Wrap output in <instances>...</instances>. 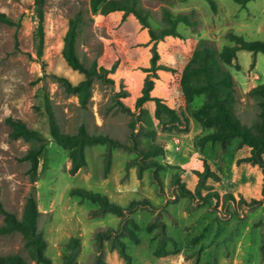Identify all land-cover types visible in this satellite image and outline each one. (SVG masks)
<instances>
[{
  "label": "rangeland",
  "instance_id": "374dc122",
  "mask_svg": "<svg viewBox=\"0 0 264 264\" xmlns=\"http://www.w3.org/2000/svg\"><path fill=\"white\" fill-rule=\"evenodd\" d=\"M215 2L217 12L207 0H45L44 69L34 39L35 0H0V12L19 23L16 28L0 22V202L21 219L28 197L35 196L38 229L53 264H68V257L77 264H127L111 240L104 242L103 251L98 249L96 235L108 228L115 236L125 235L122 240L134 264H264L262 170L242 160L250 148L240 147L239 140L227 148L218 142L200 145L212 130L205 131L190 112L203 105L205 96L189 106L180 83L202 39L212 43L218 56L231 44L229 32L264 42V0L245 7L234 0ZM117 5H132L149 25L131 12L115 10ZM78 13L84 19L76 42L79 58L88 67L97 63L108 71L93 78L86 108L55 77L65 76L73 84L84 79L62 53L69 20ZM169 14L186 15L194 24L180 22V36L160 37L172 27ZM154 48L161 69L150 72L155 82L151 95L161 102L150 100L136 108ZM223 67L234 79L236 115L252 126L259 108L248 93L264 82V54L240 50ZM49 108L63 133L75 134L84 125L92 135H107L131 148L88 147L87 165L71 175L68 151L49 134ZM8 117L21 119L50 140L35 181L28 172L30 163L21 161L34 143L12 140ZM135 147L161 148L155 159L165 168L158 174L153 168L141 170ZM77 188L106 195L125 208L145 199L150 205L119 217L72 195ZM254 200L260 202L251 205ZM127 228L136 232L137 241L130 239ZM73 238L80 241L76 250L66 248ZM161 245L168 255L157 253ZM15 254L36 264L22 234L0 235V255Z\"/></svg>",
  "mask_w": 264,
  "mask_h": 264
},
{
  "label": "trees",
  "instance_id": "16d2710c",
  "mask_svg": "<svg viewBox=\"0 0 264 264\" xmlns=\"http://www.w3.org/2000/svg\"><path fill=\"white\" fill-rule=\"evenodd\" d=\"M214 12H217V4L215 0H207ZM240 6L245 7L248 3L254 0H234ZM45 0H35V14L38 21V26L35 32V45L37 49L38 58L41 60L42 66L45 69V63L42 60L44 56L45 44ZM117 11H127L134 14L146 26L149 25L146 16H144L138 9L132 5H117ZM169 20L172 25L170 29L162 30L160 37L165 35L180 36L177 32V25L180 22H185L188 25L194 24L186 15L180 14L172 18L169 14ZM0 22L11 27L18 28L19 23L14 21L5 13L0 12ZM84 22L83 16L78 13L69 20L68 30L64 37L63 43V57L68 65L74 70L81 72L84 79L78 84H73L67 77L55 75L56 79L65 87V89L79 97L82 107L86 108L91 97V87L94 77L104 76L108 71L103 67H98L97 63L92 66H86L79 58L76 50L77 38L80 34V27ZM154 37V34L152 33ZM227 39L231 44L223 47L219 56L212 43L206 39L199 42L197 49L187 65L181 72L180 83L182 93L186 102L190 106L196 97L204 95V103L199 108H193L190 112V118L198 121L205 131L212 130L206 134L201 140L200 145L207 142L220 143L223 148H227L233 140H239L240 147H249L250 155L243 161H248L253 165L261 168L264 175V82L253 87L249 91V95L257 100L259 114L258 121L252 126L244 124L236 115V87L232 74L224 69L223 64H231L236 59L237 53L240 50H246L253 54H264V42L262 41H248L242 36L229 32ZM160 59L159 53L154 48V55L152 57V66L147 68V78L142 90V95L136 101V108H140L150 100L161 102V99L154 98L151 95L154 89V80L150 72H156L161 67L158 65ZM122 96H125L124 94ZM120 108L126 112L131 113V109L120 103ZM171 112H174L170 110ZM49 134L51 140L59 145L61 148L68 151V156L71 161L70 174L75 175L81 168L87 165L86 149L96 145H106L109 148H131L128 144L115 140L107 135H92L88 133L84 125H81L78 132L75 134L63 133L57 124L52 111L49 108ZM6 123L10 128V138L12 140L23 139L26 142L34 143V145L21 158L23 162L30 163L29 174L33 181L36 180L39 169L40 157L45 148L50 142L49 138L42 132L32 129L19 118L8 117ZM135 125V124H133ZM138 152V158L142 159L141 170L145 167L153 168L158 174L159 169H164L165 166L156 161V157L162 155L163 150L157 148L154 150L143 149L135 147ZM109 170V162L105 166V171ZM183 190L184 184H181ZM72 195L80 196L84 200H89L100 205L102 213H112L117 216H124V214L133 212L139 206H149L148 199L141 201H133L129 207L125 208L110 201L108 196L100 193H95L83 188L73 189ZM262 196L264 200V177L262 186ZM260 201L254 200L251 205L257 204ZM0 212L4 216V224L0 227V235H9L13 233H20L25 239V247L28 250L30 259L36 264H53L51 259L46 255L47 241L43 233L38 229V218L40 212L38 210L37 201L33 194H31L24 206V211L21 219L14 213L6 210L0 202ZM137 226V225H136ZM129 237L132 241H137V234L135 231L128 229ZM125 236L121 232L119 235L114 234L113 228L101 230L96 235L97 246L100 251H103L104 242L111 240L117 247L119 254L126 261L127 264H134L131 255L127 252V244L122 240ZM80 246V241L73 238L66 246L71 250H76ZM160 255H168L165 245H161L157 249ZM68 264H77L71 262V257L67 258ZM0 264H28L21 255H0Z\"/></svg>",
  "mask_w": 264,
  "mask_h": 264
},
{
  "label": "built area",
  "instance_id": "2783aa9c",
  "mask_svg": "<svg viewBox=\"0 0 264 264\" xmlns=\"http://www.w3.org/2000/svg\"><path fill=\"white\" fill-rule=\"evenodd\" d=\"M175 142H176V144H179L180 140L179 139H175Z\"/></svg>",
  "mask_w": 264,
  "mask_h": 264
},
{
  "label": "crops",
  "instance_id": "0c3cea01",
  "mask_svg": "<svg viewBox=\"0 0 264 264\" xmlns=\"http://www.w3.org/2000/svg\"><path fill=\"white\" fill-rule=\"evenodd\" d=\"M187 103V102H186ZM188 104V103H187ZM190 106H192V104L190 105Z\"/></svg>",
  "mask_w": 264,
  "mask_h": 264
}]
</instances>
